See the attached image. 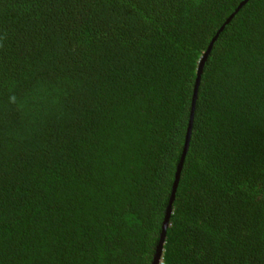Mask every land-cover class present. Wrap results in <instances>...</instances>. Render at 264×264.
<instances>
[{"label":"trees","instance_id":"trees-1","mask_svg":"<svg viewBox=\"0 0 264 264\" xmlns=\"http://www.w3.org/2000/svg\"><path fill=\"white\" fill-rule=\"evenodd\" d=\"M183 154L160 262L264 264V0H0V264H152Z\"/></svg>","mask_w":264,"mask_h":264},{"label":"water","instance_id":"water-1","mask_svg":"<svg viewBox=\"0 0 264 264\" xmlns=\"http://www.w3.org/2000/svg\"><path fill=\"white\" fill-rule=\"evenodd\" d=\"M243 3L244 2H242L240 4V6ZM231 17H229L228 20L225 23H227L230 20ZM224 25L225 24H223L220 27V29L218 30L217 34L213 38V40L210 42L207 50L205 51V53L203 54V56L199 60V64H198V68H197V76H196V79H195V84H194V89H193L192 109H191V114H190V121H189L188 131H187V134H186L184 154H185V151H186V148H187V145H188V141H189V135H190L189 133H190L191 123H192V110H193V106H194V103H195V98H196V95H197V87H198V84H199L202 67H203L204 61H205V59H206V57H207V55H208V53L210 51L211 43L216 39L217 35L223 29ZM184 154L182 155L181 161L179 162V164L177 166V171H176V174H175V181H174L173 186H172V193H171L170 201H169V204H168V207H167V211H166V215H165V218H164V221H163V226H162V232H161V236H160V241H159V243L157 245L156 253H155L154 260H153V263L152 264H158V261L160 260V257H161L162 244H163L164 236H165V229H166V226L168 224V218H169V214L171 212V204H172V201L174 199V192H175V189H176V186H177V182H178V178H179V173H180V170H181V167H182V163H183Z\"/></svg>","mask_w":264,"mask_h":264},{"label":"built area","instance_id":"built-area-1","mask_svg":"<svg viewBox=\"0 0 264 264\" xmlns=\"http://www.w3.org/2000/svg\"><path fill=\"white\" fill-rule=\"evenodd\" d=\"M158 264H162V262H159Z\"/></svg>","mask_w":264,"mask_h":264},{"label":"clouds","instance_id":"clouds-1","mask_svg":"<svg viewBox=\"0 0 264 264\" xmlns=\"http://www.w3.org/2000/svg\"><path fill=\"white\" fill-rule=\"evenodd\" d=\"M160 262V260L158 261V263Z\"/></svg>","mask_w":264,"mask_h":264}]
</instances>
